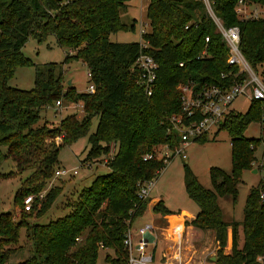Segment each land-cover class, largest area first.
<instances>
[{
	"label": "trees",
	"instance_id": "trees-1",
	"mask_svg": "<svg viewBox=\"0 0 264 264\" xmlns=\"http://www.w3.org/2000/svg\"><path fill=\"white\" fill-rule=\"evenodd\" d=\"M238 0H211L215 15L224 27L238 26V49L253 69L264 63V21L236 16ZM264 6V0H241ZM127 0H0V163L10 161L18 186L11 206L28 193L43 189L51 178L60 147L87 136V152L81 163L106 159L108 171L93 177L71 200L66 214L45 223L26 221L41 215L55 198L60 186H49L29 210L22 208L18 218L11 211L0 212V264H6L17 252L15 264H94L101 243L115 258L105 255L112 264H122L125 257L121 237L125 220L141 215L146 207L136 191L137 183L156 177L164 167L156 158L143 159L157 145H177V137L168 123L171 113L179 112L175 86L192 78L217 83L225 65V46L198 0H147V30L141 34L146 47L138 41L111 42L109 34L133 30L119 20ZM208 41L204 42V37ZM51 37L63 49L62 62L34 67L33 86L24 90L9 86L8 79L16 66L28 64L21 48L28 38L36 43ZM204 50V58L193 57ZM71 52V53H70ZM139 52L150 54L157 63L152 93L145 96L136 83L132 62ZM81 61L90 73L92 92L63 89V66L67 60ZM182 61L179 67L177 63ZM254 70V69H253ZM80 103L81 116L63 115L55 124L41 121L40 112L53 106ZM96 117L93 131L90 121ZM251 121L259 122L264 132V100L251 102L245 112L226 114L219 128L230 138V164L227 174L217 167L208 169L211 188L202 187L195 175L183 165V186L197 206L193 228L210 229L218 245L213 264H262L264 258V181L248 189L240 222H224L217 206L218 196L235 199V186L242 169L256 161L254 148L264 137L245 138L243 130ZM40 122V124H37ZM204 136L198 140H202ZM58 139V142L55 141ZM22 202V199H21ZM160 216L170 214L160 200L151 205ZM25 217V218H24ZM230 229V248L221 253L226 228ZM24 236L18 242L19 230ZM238 232L241 235L239 244ZM80 241L72 245L73 238ZM19 252L23 254L20 255Z\"/></svg>",
	"mask_w": 264,
	"mask_h": 264
},
{
	"label": "rangeland",
	"instance_id": "rangeland-1",
	"mask_svg": "<svg viewBox=\"0 0 264 264\" xmlns=\"http://www.w3.org/2000/svg\"><path fill=\"white\" fill-rule=\"evenodd\" d=\"M147 0H127L124 10L119 11L120 22L129 25L134 22L133 30L117 31L109 34L108 39L111 42H132L139 41V30H147V21L145 18V7ZM21 55L26 58L29 63L21 64L15 67L13 75L8 79L9 86L19 89H30L33 86V71L34 67L43 68L46 64L62 62L64 53L63 49L57 47L51 37H47L45 41L36 43L32 38H28L22 46ZM71 53V52H70ZM63 89L68 85L73 92H84L88 84L86 78V67L79 60L68 59L63 66ZM257 76L264 85V63L259 64L253 68ZM249 103L245 101L242 96H237L232 100L229 108L236 112H245ZM80 103H68L63 106L46 107L44 111L40 112L41 121H46L47 124H55L63 115L75 112L77 116H81ZM38 122L37 124H40ZM96 123V117L90 121L88 133L93 131ZM264 137V132L261 130L259 122L251 121L247 124L242 132L245 138H257L259 135ZM87 136L77 138L69 145L60 147L57 152V166L55 169L63 168L69 170L70 175L54 176L47 181L43 189L35 193H28L32 195L34 200H38L39 195H43L44 190L51 186H60L55 198L47 205V209L39 216L25 218L26 221L45 223L66 214L69 210L71 200H73L78 191L82 187L89 185L90 181L95 175L103 174L108 171L105 166V155L100 157L98 161H86L83 164L88 144ZM58 142V139H55ZM160 147H156V152H160ZM186 157L184 159L179 156L170 158L164 167L159 171L155 177L151 188L148 191L145 210L133 218L131 228H136L144 223H151L155 230L156 246L155 250L158 254H165L172 256L178 255L182 262L187 264H213L216 258V251L218 249L217 243L214 241V233L210 229H203L199 233L198 229H189L188 233H184L179 242V248L173 249L169 246L174 239L165 236L162 227L167 224L164 218H160L159 214L151 211V205L160 200L162 205L169 210L178 213L184 211L187 213H196V204L187 197L183 186V165H186L189 170L195 175L199 184L204 188H211L208 169L210 167H217L229 173L231 169L230 164V138L224 129L217 126L208 128L202 140H191L184 147ZM168 155V153H167ZM253 155L256 161L252 163V167L242 169L240 178L235 186V199L231 196L223 195L216 198V203L221 212V219L224 222H240L242 220V210L244 206L245 196L248 189L264 181V145L259 143L253 150ZM256 169L255 172H251ZM15 172L14 166L10 161H3L0 163V174L7 171ZM75 174H71L72 171ZM23 175L14 173L9 178L0 177V212L11 211L12 217L18 218V213L22 208L21 198L18 202V207L11 206V199L14 190L18 186V178ZM25 196V195H24ZM151 198H154L155 201ZM149 199L153 200L150 201ZM23 209V208H22ZM168 215V214H166ZM174 218H171L173 220ZM152 221V222H151ZM161 232V233H160ZM177 233L180 232L177 230ZM24 229L20 228L18 242L23 240ZM135 237V236H134ZM239 244L241 241L240 232H238ZM176 240V238H175ZM230 248V229L225 230L224 244L221 248V253L226 254ZM22 255V252H19ZM103 251L98 249L95 263L101 264L104 258ZM19 254L17 252L10 255L6 264H15L16 258ZM264 264V258H260Z\"/></svg>",
	"mask_w": 264,
	"mask_h": 264
},
{
	"label": "built area",
	"instance_id": "built-area-1",
	"mask_svg": "<svg viewBox=\"0 0 264 264\" xmlns=\"http://www.w3.org/2000/svg\"><path fill=\"white\" fill-rule=\"evenodd\" d=\"M198 1L202 4L206 17L213 24L215 31L219 34L220 41L225 46V65L228 69L224 72H219V81L217 83L187 78L175 86L178 92L179 112L171 113L168 116V123L177 137V145L173 147H170L167 143L157 145L161 150L159 153L156 152L157 146H155L150 153L145 154L143 157V159L156 158L163 165L173 156H179L184 159L186 157L184 147L189 141L198 140L204 136L211 126L219 128L226 114L234 111L229 108V105L237 96H242L249 104L253 101L264 100V85L238 49V26L230 25L224 27L213 11L211 0ZM233 11L236 16H241L242 18L261 19L264 21V6L258 4L245 3L238 0ZM139 31L141 37V34L146 30L142 29ZM207 41L208 37L205 36L204 42L206 43ZM138 42L143 48L147 46L146 42L141 38ZM205 55L206 52L201 50L193 59L199 60L204 58ZM177 65L181 67L183 65L182 61H179ZM131 67L136 72V83L142 88L145 96H150L155 82L157 63L150 54L139 52L134 58ZM85 75L87 80H89L90 73L87 70ZM85 91H93V84L90 81H88ZM59 104V100L54 102L56 107H60ZM112 153V148L109 147L108 155L104 158L105 162ZM75 173L76 171L74 170L71 172L72 175ZM53 175L65 176L70 175V172L69 170L58 168L54 170ZM154 179L155 177H152L149 180L137 183L136 195L140 200L147 198ZM38 197H41V195ZM258 197L260 201H264L263 193H260ZM33 199L32 195L23 197L22 208L24 211L29 210ZM131 222V217L125 220L126 228L121 237V249L125 254L122 264H187L182 262L176 254L167 256L158 254L155 251L157 240L155 228L151 223H144L136 228H131ZM174 232L176 234L175 237L171 238L174 240L169 247L178 249L181 234H178L176 230ZM80 239L81 237L79 236L74 237L72 245L78 243ZM97 249L102 250L104 256L107 254L116 259L115 255L111 251L108 252L101 243H98ZM257 259L260 260V257ZM101 264L112 263L103 258Z\"/></svg>",
	"mask_w": 264,
	"mask_h": 264
},
{
	"label": "crops",
	"instance_id": "crops-1",
	"mask_svg": "<svg viewBox=\"0 0 264 264\" xmlns=\"http://www.w3.org/2000/svg\"><path fill=\"white\" fill-rule=\"evenodd\" d=\"M255 170L256 169H252L251 172H255ZM151 199H153L155 201L154 198H151ZM151 199H149V200L153 201ZM169 211H170V214L160 216V218H164L167 221V224L164 227H162L163 228L162 231H163V234L165 236H168L170 234L168 237H170V238L175 237L176 233L174 231L177 229L180 232L181 237H183L184 233L187 234L189 229H194L190 224H187L188 221L193 219V217L195 215L194 213L190 214V213H187V212H184V211H179L178 213H175V212H173L171 210H169ZM171 218H174V219L171 220ZM187 228H188V230H187ZM198 231H199V233L203 232V230H199V229H198Z\"/></svg>",
	"mask_w": 264,
	"mask_h": 264
},
{
	"label": "water",
	"instance_id": "water-1",
	"mask_svg": "<svg viewBox=\"0 0 264 264\" xmlns=\"http://www.w3.org/2000/svg\"><path fill=\"white\" fill-rule=\"evenodd\" d=\"M66 84H67V86H68V85L70 84V81L68 80Z\"/></svg>",
	"mask_w": 264,
	"mask_h": 264
},
{
	"label": "bare ground",
	"instance_id": "bare-ground-1",
	"mask_svg": "<svg viewBox=\"0 0 264 264\" xmlns=\"http://www.w3.org/2000/svg\"><path fill=\"white\" fill-rule=\"evenodd\" d=\"M177 230V229H176ZM172 233V232H171Z\"/></svg>",
	"mask_w": 264,
	"mask_h": 264
}]
</instances>
